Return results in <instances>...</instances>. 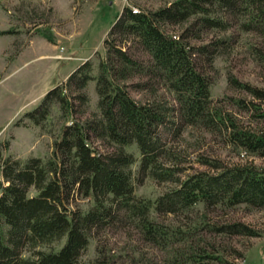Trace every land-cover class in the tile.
I'll return each mask as SVG.
<instances>
[{
  "label": "trees",
  "instance_id": "16d2710c",
  "mask_svg": "<svg viewBox=\"0 0 264 264\" xmlns=\"http://www.w3.org/2000/svg\"><path fill=\"white\" fill-rule=\"evenodd\" d=\"M240 31L264 35V0H174L147 11L126 7L104 41L106 56L99 74L93 75L92 62L85 61L35 109L25 112L24 119L41 124L59 104L73 118L64 124L51 155L25 160L5 156L10 141L0 142V264H83L80 257L91 238L122 215L138 221L145 239L167 244L165 232L150 218L151 202L135 194L133 165L139 161L141 176L177 181L181 153L168 137L179 140L187 127L223 135L246 154L264 157V112L253 100L245 101L243 106L253 105L255 119L244 124L211 96L217 76L214 62L230 53ZM93 79L98 111L74 118V108L89 102L87 87ZM229 83L264 100V89L233 74ZM131 88L145 97H134ZM133 144L139 158L128 150ZM201 161L214 171L178 178L177 185L156 200L157 213L188 210L197 203L207 209L239 204L264 208V165ZM77 198L90 206L71 208ZM214 225L222 233L255 235L242 222ZM63 238L66 242L58 251L23 256L27 246ZM174 252L196 264H210L203 261L210 255L197 250L175 247Z\"/></svg>",
  "mask_w": 264,
  "mask_h": 264
},
{
  "label": "rangeland",
  "instance_id": "374dc122",
  "mask_svg": "<svg viewBox=\"0 0 264 264\" xmlns=\"http://www.w3.org/2000/svg\"><path fill=\"white\" fill-rule=\"evenodd\" d=\"M173 1L0 0V31H14L0 35V142L10 141L4 155L23 160L33 156L48 158L64 124L72 123L73 118H68L59 104L52 107L41 124L24 119L25 112L35 109L49 90L64 83L85 61L92 62L93 75L99 74L100 61L106 56L104 41L126 7L147 11ZM214 69L217 74L211 87L214 103L232 111L244 124L255 119L253 105L249 104L251 110L243 106L245 101L253 100L260 108L258 111L264 112L263 99L229 85V74H233L241 82L264 89V35L236 33L232 50L217 57ZM130 91L138 99L145 97L142 91L133 88ZM87 95V106L78 104L74 108V118H84L98 111L96 80L89 82ZM240 98L243 101L239 104ZM173 139L168 137V143L181 153L175 173L177 181L141 176L139 161L133 165L135 194L151 202L150 218L165 232L168 243L161 245L145 239L137 220L122 215L91 238L80 261L83 264H101L106 260L111 264H196L197 261L182 259L183 255L174 252L175 247H184L197 250L203 256L210 255L203 259L210 264H264V208L253 209L239 204L232 208L207 209L197 203L175 213L159 214L155 210L158 197L173 189L178 178L183 180L197 171H214L202 163L203 158L220 159L229 165L247 161L264 165V157L246 154L229 144L223 135L192 127H187L179 140L174 142ZM128 150L140 157L137 144ZM89 203L77 198L70 207L85 210ZM231 222L246 224L255 235L222 233L214 225ZM65 242L63 238L38 247L27 246L23 256L35 257L38 251H58Z\"/></svg>",
  "mask_w": 264,
  "mask_h": 264
}]
</instances>
